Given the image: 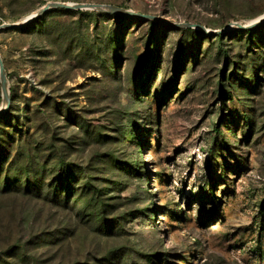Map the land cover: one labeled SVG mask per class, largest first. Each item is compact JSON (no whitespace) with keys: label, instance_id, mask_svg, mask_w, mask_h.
Here are the masks:
<instances>
[{"label":"rangeland","instance_id":"1","mask_svg":"<svg viewBox=\"0 0 264 264\" xmlns=\"http://www.w3.org/2000/svg\"><path fill=\"white\" fill-rule=\"evenodd\" d=\"M51 2L152 18L0 30V257L264 264V0H0V24Z\"/></svg>","mask_w":264,"mask_h":264},{"label":"water","instance_id":"2","mask_svg":"<svg viewBox=\"0 0 264 264\" xmlns=\"http://www.w3.org/2000/svg\"><path fill=\"white\" fill-rule=\"evenodd\" d=\"M73 8V9H95L98 11L102 12H108L112 14H118V15H125V16H131V17H140L143 19H148L152 18V16L143 14V13H138L130 9H125L121 8L115 5H106V4H95V3H68V2H51L47 3L44 5L40 10L37 12L32 13L28 17H26L22 22L19 23H3L0 24V30L1 29H6L9 27H16V26H21L25 25L29 22H31L34 18L40 16L41 14L47 12L48 10L52 8ZM264 19H261L259 22H256L252 25L258 24L262 22ZM187 27H191V24H187ZM199 26V25H198ZM202 30L207 31L204 26H199ZM208 32V31H207ZM0 84H1V89H2V94L5 100L8 98L9 94V88H8V81H7V76H6V71L5 67L0 55ZM6 109V107L0 108V113L3 112Z\"/></svg>","mask_w":264,"mask_h":264},{"label":"trees","instance_id":"3","mask_svg":"<svg viewBox=\"0 0 264 264\" xmlns=\"http://www.w3.org/2000/svg\"><path fill=\"white\" fill-rule=\"evenodd\" d=\"M62 162V161H61ZM61 162H59V163H57V164H60ZM63 163V162H62ZM45 168L43 167V170H44ZM49 171H52V167H50V169H49ZM26 172H29V170L28 169H25V173ZM86 185H89V183L87 182V183H85V184H83V187H85ZM20 251V249L17 251V252H14L13 251V254L15 253L16 254V257L18 258V259H20V261L23 263L24 261H23V253H18ZM10 256H12V255H10ZM16 263V262H15ZM34 263V262H33ZM32 263V264H33ZM0 264H13L11 261H9V259H7V258H2V257H0Z\"/></svg>","mask_w":264,"mask_h":264}]
</instances>
